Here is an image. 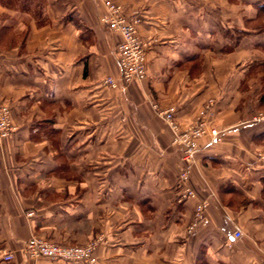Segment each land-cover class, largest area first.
I'll return each instance as SVG.
<instances>
[{"label":"crops","instance_id":"1","mask_svg":"<svg viewBox=\"0 0 264 264\" xmlns=\"http://www.w3.org/2000/svg\"><path fill=\"white\" fill-rule=\"evenodd\" d=\"M115 1L150 42L146 78L118 88L103 84L120 79L121 35L101 2L0 0V103L14 127L0 144V264H74L29 258L25 244L98 235L97 264H258L264 0ZM209 99L222 141L199 139L191 182L209 223L189 234L197 200L177 201L182 151L155 105L176 106L184 128Z\"/></svg>","mask_w":264,"mask_h":264},{"label":"built area","instance_id":"2","mask_svg":"<svg viewBox=\"0 0 264 264\" xmlns=\"http://www.w3.org/2000/svg\"><path fill=\"white\" fill-rule=\"evenodd\" d=\"M104 6L100 21L110 30L121 35L117 46V61L120 68V79L107 76L103 84L110 88L127 85L133 80H144L147 76L146 50L150 42L143 40L139 35L141 15L138 12H127L122 4L115 0H99ZM213 100L207 101L199 110L196 120L187 127H181L176 118V106L171 105L161 109L155 105L157 111L164 117L173 130V143L181 148L182 168L178 174L179 194L177 201L183 203L189 199H196L193 218L187 227L189 234H193L199 227L209 223L207 209L210 199H198L197 192L191 182L192 170L197 161L199 139L209 136V142L222 141V133L212 126L209 116L212 113ZM254 121L264 120V111L253 116ZM14 127L11 121V109L8 104L0 103V144L10 135ZM264 163V153L257 155ZM32 214V213H30ZM242 231L236 228L233 232L235 238L242 236ZM105 241L102 235L89 240L84 244H70L49 240L40 236H32L25 244L24 251L27 257H48L53 260L73 262L74 264H97V249ZM12 252L3 254V259H13ZM258 264H264V259Z\"/></svg>","mask_w":264,"mask_h":264},{"label":"trees","instance_id":"3","mask_svg":"<svg viewBox=\"0 0 264 264\" xmlns=\"http://www.w3.org/2000/svg\"><path fill=\"white\" fill-rule=\"evenodd\" d=\"M259 6V17L256 21V26L259 30L264 32V1L258 3Z\"/></svg>","mask_w":264,"mask_h":264},{"label":"rangeland","instance_id":"4","mask_svg":"<svg viewBox=\"0 0 264 264\" xmlns=\"http://www.w3.org/2000/svg\"><path fill=\"white\" fill-rule=\"evenodd\" d=\"M98 1H99V0H98ZM99 2H100V1H99ZM120 4H121V3H120ZM123 7H124V6H123ZM103 8H104V6H103ZM103 11H104V10H103ZM99 20H100V19H99ZM146 54H147V50H146ZM146 59H147V56H146ZM209 100H213V99H209ZM209 100H208V101H209ZM213 101H214V100H213ZM214 103H215V102H214ZM258 112H259V111H258ZM258 112H257V113H258ZM47 258H48V257H47Z\"/></svg>","mask_w":264,"mask_h":264}]
</instances>
